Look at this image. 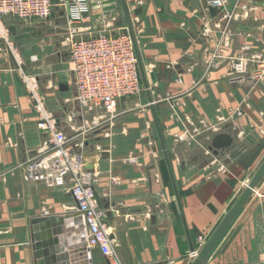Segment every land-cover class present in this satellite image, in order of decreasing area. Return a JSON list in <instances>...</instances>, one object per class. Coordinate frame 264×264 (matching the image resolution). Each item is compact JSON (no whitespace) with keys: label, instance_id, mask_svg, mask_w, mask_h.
Wrapping results in <instances>:
<instances>
[{"label":"crops","instance_id":"crops-1","mask_svg":"<svg viewBox=\"0 0 264 264\" xmlns=\"http://www.w3.org/2000/svg\"><path fill=\"white\" fill-rule=\"evenodd\" d=\"M89 2L85 26L93 30L128 28L127 8L150 91L145 90L146 101L142 96L140 101L120 100L117 115L100 128L88 130L94 116L82 112L77 101L71 129L62 120L71 111L72 89L77 95L73 74L64 63L68 53L63 60L62 44L53 38L65 34L63 10L32 26L7 17L8 29L14 27L18 34L43 31L42 36L22 40L9 31V40L20 56L33 54L31 70L38 83L41 68L36 63L48 56L49 64L58 48L62 77L49 94L64 110L63 117L57 116L60 127L83 141V163L93 175L96 192L110 204V234L124 264H191V245L203 247L264 159V0H230L231 19L205 0ZM19 58L0 39V264H36L32 218L77 213L68 187L49 188L25 176L24 163L40 153L47 136L37 126ZM241 58L249 62L245 75L233 67ZM21 66L27 70L24 62ZM219 132L231 133L235 143L214 155L209 145ZM210 153L214 160L208 162ZM74 230L66 232L74 235ZM69 252L71 264H84L80 248ZM88 257L92 264H109L99 248H92ZM203 264H264V178Z\"/></svg>","mask_w":264,"mask_h":264},{"label":"built area","instance_id":"built-area-1","mask_svg":"<svg viewBox=\"0 0 264 264\" xmlns=\"http://www.w3.org/2000/svg\"><path fill=\"white\" fill-rule=\"evenodd\" d=\"M205 1L228 19L233 18L230 0ZM56 7L64 10L65 38L77 103L84 113L99 112L91 120L88 130L104 126L117 115L122 97H136L144 88L128 28L93 30L85 26L90 19L89 0H58V3L54 0H0V39L6 41L15 56L20 57L21 77L34 102L37 126L47 136L40 153L24 163L25 176L49 188L68 187L75 200V208L83 219L87 246L99 248L109 264H124L117 243L110 234L107 212L98 204L93 175L84 166L81 154L83 141L78 135H69L60 127V119L45 105L40 95L37 79L23 70L19 51L9 40L7 17L41 22L49 19ZM233 67L236 73L245 75L249 62L241 58ZM180 140H184V136H180ZM199 240L203 243L204 237L200 236ZM198 251L195 249L191 256L195 258Z\"/></svg>","mask_w":264,"mask_h":264},{"label":"water","instance_id":"water-1","mask_svg":"<svg viewBox=\"0 0 264 264\" xmlns=\"http://www.w3.org/2000/svg\"><path fill=\"white\" fill-rule=\"evenodd\" d=\"M54 1L58 3V0H54ZM125 14L128 22V30L135 45V49L139 61V68L144 81V86L147 89L148 93L150 94L145 71L138 51L136 37L126 7H125ZM51 17H55V11L52 13ZM9 31L11 32L15 40L29 39L32 36L35 37L37 35L40 36L43 35V31L37 29H33L32 33H25V34H18L14 27L10 28ZM61 88L62 89L66 88V85L61 84ZM125 99L126 97H122L121 100H125ZM149 99L154 114L156 128L161 141L164 159L167 164L171 181L173 184V188L175 191V195L177 198V202L181 214L183 216L182 203L174 176L171 159L165 145L162 129L151 96ZM234 143H235V139L231 133L219 132L212 137L211 143L209 145V150L212 151L214 155H220L225 153L227 150H229L234 145ZM263 178H264V159L259 165L254 175L252 176V178L250 179L245 189L242 191V193L239 195V197L233 204V206L223 217L218 227L215 229V231L212 233V235L209 237V239L206 241L203 247L198 251L197 255L195 256L191 264H203L206 261L209 254L211 253L217 242L224 234L225 230L231 225L233 220L236 218L238 212L249 200L254 189L258 186V184L262 181ZM96 198L99 206L107 210V215L110 216L111 214V212L109 211L110 204L105 202L104 199H102V197H100V195L97 192H96ZM65 223H67V225L69 224L70 226L69 225L66 226ZM72 226L77 229L78 231L77 235L67 234L66 229L69 230L72 228ZM30 236L33 244L36 264H71L70 256L72 255L71 254L72 251L70 253L69 250L71 249L73 250L74 248L75 249L80 248L82 250L81 256L84 260V264H92L90 257H88V254L91 253V249L87 246L86 232L84 229L83 219L81 213L78 211L77 213L73 212L65 215H47V216H39L32 218L30 221ZM69 246H71V248H69ZM191 251L192 252L195 251L193 245H191Z\"/></svg>","mask_w":264,"mask_h":264},{"label":"rangeland","instance_id":"rangeland-1","mask_svg":"<svg viewBox=\"0 0 264 264\" xmlns=\"http://www.w3.org/2000/svg\"><path fill=\"white\" fill-rule=\"evenodd\" d=\"M62 10H63V8H61V7H56L55 8V11H62ZM17 20H19L22 23H24L25 26H32V25L35 24V22H37V21H34V20L33 21H30V22L29 21L26 22V21H23V20H20V19H17ZM53 36H54L53 37L54 40L56 42H58V45H61L62 44L61 47H60V49H59V51L62 53V58L64 60L65 56H63V54H65V53H68L69 54V52H68L69 49H68V46L66 44L65 34L64 33L63 34H55ZM18 51H20V50L18 49ZM55 51H56V53H58V48H56ZM56 53L55 54H50L51 55L50 56L51 58L49 60L50 61V63H49L50 65L47 63L48 62V56L45 57V58H42L43 56L40 57V60L38 61L39 62V65L37 64L38 62L36 63V65L37 66H40V68H41L40 78H39L40 79L39 88L41 90L40 95L43 98L45 105L52 112H54V114L56 116L63 117L62 115H63L64 110H62L61 105L59 104L58 101H53V99L55 98V96L49 94L50 89L51 88L53 89L57 85V81L62 77V76H59L60 74H62V71H63L62 63L59 61V56ZM43 54H44L43 51L40 52V56L43 55ZM32 55L33 54H31V55L28 56L27 53H25V54L21 53V58H22V61L24 62V68H25V70L27 68V70H29V71L26 70L27 72L35 75L36 73H34L31 70V69H33L35 67V64H32L33 62L30 61V57ZM34 62H36V61H34ZM64 63H66V65H68V71L72 75L73 73H72V71L70 69L69 57H68V59L66 61H64ZM28 66H30V68ZM48 66L51 67L49 69V71H46V70H48V68H45V70H43L44 67H48ZM43 71H46V72H43ZM56 89H57V87H56ZM145 90H146V88L144 87L143 90H142V92H141V94L138 95V96H136V97H134V98H138L137 101H140L139 99L142 96L143 101H146V92H145ZM68 101L70 103V108H69V105H68V108L71 111H70V114L68 116V112H69V110H68L67 113H66L67 114L66 116H68V117H66V120H64V119H62V120H63L64 123H66L65 126L68 125L69 128L71 129L70 122L72 123V120L71 119L74 117V114L76 113V111H75L74 108L76 107L75 106V101H77L76 97L74 96V90L73 89L71 91L70 97L68 98ZM153 103H154V101H153ZM154 107H155V105H154ZM98 113L99 112H90V115L95 116ZM87 114H89V113H87ZM189 140H192V138L190 137ZM213 158L214 157H213V155L211 153L209 155H207V161L208 162H211L212 160H214Z\"/></svg>","mask_w":264,"mask_h":264},{"label":"bare ground","instance_id":"bare-ground-1","mask_svg":"<svg viewBox=\"0 0 264 264\" xmlns=\"http://www.w3.org/2000/svg\"><path fill=\"white\" fill-rule=\"evenodd\" d=\"M73 227V226H72ZM72 229V228H71ZM73 229H75L74 230V233H75V235H77L78 234V231H77V229L75 228V227H73Z\"/></svg>","mask_w":264,"mask_h":264}]
</instances>
